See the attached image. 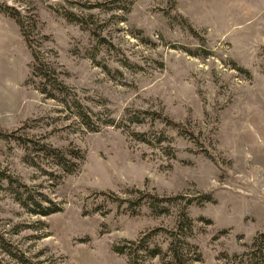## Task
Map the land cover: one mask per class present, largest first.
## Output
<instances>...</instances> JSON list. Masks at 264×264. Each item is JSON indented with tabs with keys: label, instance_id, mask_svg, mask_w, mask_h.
Segmentation results:
<instances>
[{
	"label": "rangeland",
	"instance_id": "374dc122",
	"mask_svg": "<svg viewBox=\"0 0 264 264\" xmlns=\"http://www.w3.org/2000/svg\"><path fill=\"white\" fill-rule=\"evenodd\" d=\"M172 232L264 264V0H0V264H174Z\"/></svg>",
	"mask_w": 264,
	"mask_h": 264
},
{
	"label": "trees",
	"instance_id": "16d2710c",
	"mask_svg": "<svg viewBox=\"0 0 264 264\" xmlns=\"http://www.w3.org/2000/svg\"><path fill=\"white\" fill-rule=\"evenodd\" d=\"M83 116H85V114H83ZM156 201L157 203H160V202L167 201V200L156 198ZM171 237H172V242L170 244V247L168 248V253L170 254L169 257H171L174 264H184L183 263L184 261L183 256H184V251H185L184 246H181V243L177 241V237H178L177 233L172 232ZM262 238H264V233L258 234L257 237L254 239L253 246L256 247L257 244L260 242V239ZM146 239H147V236H143L137 241V245L139 246L142 245ZM141 247H144V246H141ZM148 251L149 253H152V255L156 257L161 256L162 254L160 248H152V250H148Z\"/></svg>",
	"mask_w": 264,
	"mask_h": 264
}]
</instances>
